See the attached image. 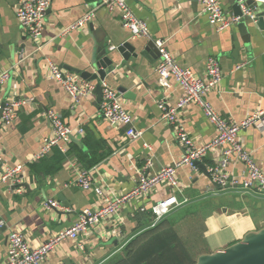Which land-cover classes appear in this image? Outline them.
Returning a JSON list of instances; mask_svg holds the SVG:
<instances>
[{"label": "crops", "instance_id": "0c3cea01", "mask_svg": "<svg viewBox=\"0 0 264 264\" xmlns=\"http://www.w3.org/2000/svg\"><path fill=\"white\" fill-rule=\"evenodd\" d=\"M50 1L43 35L35 41L17 19L18 0H0V72L8 70L11 75L0 88V97L5 101H24L11 123H2L0 115V150L8 164H24L26 174L22 192L17 185L0 184V221L4 223L0 227V264L6 263L12 231L24 233L32 247H39L51 235L72 225L84 208L101 206V199L93 190H83L74 183L77 174L87 169L79 159L80 151H89V158L103 156L93 165V177L96 184L112 194L133 189L142 173L152 175L183 157L175 128L161 119L159 102L165 99L169 106H175L184 91L174 79L169 89L161 88L156 71L159 57L155 52L149 54V59L141 56L129 62L119 57L105 79L122 94L124 106L136 127L143 131L136 140L128 138L124 127L112 125L104 118L95 93L76 103L52 77L50 62L81 77L74 70L93 71L90 62L99 41L113 49L126 41L143 46L148 40L163 39L179 65L202 78L207 76L208 59L219 60L224 77L207 97L228 121L239 122L264 109V28L252 25L249 35H242L236 24L216 31L202 13L201 5H194L192 0H127L134 13L148 23L151 35L133 38L120 13L109 12L102 0ZM221 1L227 16H234L235 0ZM90 12L93 18L86 26L73 28ZM47 110L60 112L70 127L84 129L82 135L73 136L79 142L71 139L63 152L71 149V153L53 172L32 168L39 160L35 157L45 139L55 135L50 121L43 116ZM179 115L197 145L216 136L215 125L199 104H188ZM240 137L264 170V126L244 129ZM145 143L152 149L146 148ZM53 155L54 150L48 156ZM220 156L218 148H211L200 161L202 167L184 165L178 169L181 191L176 194L186 202L167 215L195 261L203 253L225 248L264 227L262 191L236 185L222 187L213 182L208 169ZM148 158L152 159V166H147ZM229 173L242 180L246 176L245 163L234 159ZM170 193L168 183H159L124 205L111 221L103 220L83 233L85 251L77 248L75 240H66L43 264H106L117 259L149 225L148 215L153 218L150 226H154L151 207ZM49 200L58 202L59 207H47Z\"/></svg>", "mask_w": 264, "mask_h": 264}, {"label": "built area", "instance_id": "2783aa9c", "mask_svg": "<svg viewBox=\"0 0 264 264\" xmlns=\"http://www.w3.org/2000/svg\"><path fill=\"white\" fill-rule=\"evenodd\" d=\"M103 6L109 12H119L124 26H126L133 38H151L148 23L139 18L129 6L127 0H102ZM50 0H18L17 19L20 25L33 40H39L45 28V17L50 7ZM202 7V13L208 17L209 23L216 31H222L235 25L239 17H229L226 14L221 0H198ZM93 18L92 12L85 14L79 19L73 28L86 26ZM167 41L156 40L160 56L156 71L159 84L163 90L169 89L171 79L184 91L183 96L175 106H169L165 99L160 100L161 119L170 123L176 131L178 141L183 148V157L178 162L163 167L152 175L139 176L135 187L121 194L106 192L100 185L96 184L93 174L95 166L80 171L75 178V185L83 190H93L101 199V206L97 209L84 208L78 214L74 223L55 235H51L39 247H32L24 233L12 231L9 237L8 255L5 264H43L49 254L66 240H75L77 248L85 251V245L81 241V235L89 229L96 227L101 222L111 221L119 215L121 208L130 201L142 196L161 182H166L171 187L168 197L159 200L151 207L154 215L153 225L165 218L172 211L182 206L186 201H180L176 192L181 191L178 179V169L184 165L196 169L197 161H202L211 148H218L221 156L218 161L208 169L213 182L222 187L236 185L249 190L258 188L264 193V170H262L250 152L244 147L240 134L241 131L252 126H264V109H259L239 122H231L224 118L209 101L208 93L221 85L223 71L219 60L210 57L206 65V78L198 76L193 70L179 65L171 51L167 47ZM244 64L239 65L241 68ZM52 77L59 81L73 100L78 103L83 97L93 95L97 82L86 80L71 72H66L58 65L50 62ZM10 72H0V88L10 78ZM102 98L100 107L104 118L112 125L124 127L126 135L130 140H136L143 135V131L136 127L132 114L123 103L122 94L113 88L105 80H102ZM201 106L207 119L217 129L216 136L204 145H197L180 119L179 112L190 103ZM24 104L23 100H7L0 97V115L4 124L15 120L19 109ZM51 123L55 135L46 138L35 159H40L51 153L53 148L58 147L66 152L68 144L75 135H82L83 127H70L64 120L63 115L55 110H47L43 113ZM145 147L152 149L151 145L145 143ZM234 159H240L246 165V176L240 180L229 173V166ZM151 158L147 160V166H152ZM0 184L9 183L17 185L18 191H23L26 182L25 165L18 163L10 165L5 161L0 150ZM47 207H59V203L49 200ZM0 221V227L3 226Z\"/></svg>", "mask_w": 264, "mask_h": 264}, {"label": "water", "instance_id": "95a60500", "mask_svg": "<svg viewBox=\"0 0 264 264\" xmlns=\"http://www.w3.org/2000/svg\"><path fill=\"white\" fill-rule=\"evenodd\" d=\"M192 2L197 5L198 0H192ZM233 11L234 16L239 17L236 26L242 35H249V28L252 25L264 28V0H235ZM97 43V49L90 62L93 71L74 70V72L80 73L81 77L85 79L96 80L95 94L98 103L102 98L100 82L105 80L108 73L112 71L111 68L118 64L119 57L121 60L129 62L131 58L138 59L141 56L149 59V54H153V52L158 57L160 56L154 40H148L143 46L139 43L126 41L113 49L103 41ZM120 91L124 92L126 89L121 88ZM72 139L79 142L76 138L72 137ZM196 165L202 167L203 164L197 161ZM59 197L63 199L62 195ZM194 264H264V227L258 231L247 233L243 239L225 248L199 255Z\"/></svg>", "mask_w": 264, "mask_h": 264}, {"label": "trees", "instance_id": "16d2710c", "mask_svg": "<svg viewBox=\"0 0 264 264\" xmlns=\"http://www.w3.org/2000/svg\"><path fill=\"white\" fill-rule=\"evenodd\" d=\"M53 150L54 155L52 157H49V154L43 156L36 164L33 163L32 168L36 167L40 171L47 172L58 170L65 157L71 153V149L68 153H63L58 147ZM88 152L80 151L79 159L85 162L87 169H90L103 156L89 158ZM152 220L153 218L148 215L147 222L149 225L126 245L121 256L106 264H194L196 262L181 241L171 219L166 216L158 224L151 227Z\"/></svg>", "mask_w": 264, "mask_h": 264}]
</instances>
